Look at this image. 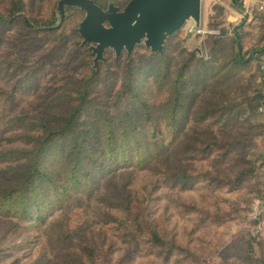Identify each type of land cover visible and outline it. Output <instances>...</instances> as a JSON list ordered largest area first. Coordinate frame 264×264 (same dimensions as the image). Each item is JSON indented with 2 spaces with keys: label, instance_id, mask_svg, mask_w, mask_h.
Here are the masks:
<instances>
[{
  "label": "trees",
  "instance_id": "trees-1",
  "mask_svg": "<svg viewBox=\"0 0 264 264\" xmlns=\"http://www.w3.org/2000/svg\"><path fill=\"white\" fill-rule=\"evenodd\" d=\"M60 1L0 0V264H203L263 198L264 11L208 59L179 33L96 71L81 13L36 29ZM220 254L264 264V243Z\"/></svg>",
  "mask_w": 264,
  "mask_h": 264
},
{
  "label": "water",
  "instance_id": "water-1",
  "mask_svg": "<svg viewBox=\"0 0 264 264\" xmlns=\"http://www.w3.org/2000/svg\"><path fill=\"white\" fill-rule=\"evenodd\" d=\"M71 10L83 15L76 32L97 71L99 65L107 64L110 54L116 59L126 55L128 61L139 49L164 56L173 36L185 31V41L194 40L204 29L205 0H131L123 9L112 1L101 7L95 0H61L54 11L53 24L36 29H64ZM191 52L201 60L206 57L203 43L194 44ZM260 206L264 207V202Z\"/></svg>",
  "mask_w": 264,
  "mask_h": 264
},
{
  "label": "rangeland",
  "instance_id": "rangeland-1",
  "mask_svg": "<svg viewBox=\"0 0 264 264\" xmlns=\"http://www.w3.org/2000/svg\"><path fill=\"white\" fill-rule=\"evenodd\" d=\"M233 6H234V2L232 0H205L204 31L209 32V34H207L208 36L206 35L205 38L202 34H199L197 35V37L194 38V40L185 41L186 33L185 31H183L180 33L183 38V47L191 52L194 44L203 43L205 46V52H206L205 58L208 59L209 56L211 55V51L214 47V42L216 41V39L220 37H224V40L226 42H229L232 39H237L238 35H237L236 28H238L239 25H242V24H240L239 22L229 23L226 20V18L229 15V11L230 9H232ZM254 14L252 16V21L243 25L244 26L243 29L245 30V32L250 31L251 24L253 23ZM256 55H257V52H255L254 57ZM259 76L260 77L258 80L260 81L262 80L261 77H264V75L261 72ZM239 151H241V149H239ZM263 158H264V150L263 152L260 151L259 156H258V162H261ZM263 171H261L262 172L261 178H262L263 186H264ZM263 186L261 187L262 194H263ZM259 202L260 201L256 202L254 211L256 210L257 204ZM252 214L253 213L247 216L244 221L233 222L229 225L226 233L223 234L222 237L220 238L221 239L220 244L215 249L207 251L205 259L203 260V264H222L223 259L220 254L221 250L222 249L224 250L227 247H235L236 245L238 246V240L240 239L242 235H244L249 229L252 231H255L257 229L258 224L256 225V222H254L257 220L252 219ZM234 225L238 229L237 231H235V233H232V227H234Z\"/></svg>",
  "mask_w": 264,
  "mask_h": 264
},
{
  "label": "built area",
  "instance_id": "built-area-1",
  "mask_svg": "<svg viewBox=\"0 0 264 264\" xmlns=\"http://www.w3.org/2000/svg\"><path fill=\"white\" fill-rule=\"evenodd\" d=\"M239 6L235 5L230 9L229 15L226 20L229 23L239 22L240 24H246L252 21V16L255 12H263L264 11V1L262 0H237ZM206 37L209 32H205L204 29L200 33ZM219 35V33H218ZM208 36V35H207ZM261 72L264 75V64L261 66ZM256 213L252 214V219L259 221L258 232H264V218L262 220L259 219Z\"/></svg>",
  "mask_w": 264,
  "mask_h": 264
},
{
  "label": "crops",
  "instance_id": "crops-1",
  "mask_svg": "<svg viewBox=\"0 0 264 264\" xmlns=\"http://www.w3.org/2000/svg\"><path fill=\"white\" fill-rule=\"evenodd\" d=\"M264 64V63H263ZM263 176H264V171H263ZM263 195H264V186H263ZM262 202H264V197L263 199L257 204V208L254 211L260 220H262V218H264V207H261L260 204H262ZM237 227L234 225V227H232V233H235V231H237ZM258 230V227H257ZM259 231V230H258ZM260 234V240L264 243V232H258ZM257 254H259L258 249L256 248Z\"/></svg>",
  "mask_w": 264,
  "mask_h": 264
}]
</instances>
